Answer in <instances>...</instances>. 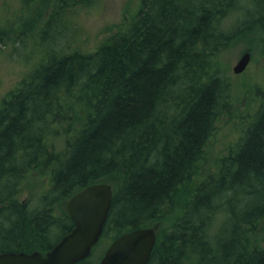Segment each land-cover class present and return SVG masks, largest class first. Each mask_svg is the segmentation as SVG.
Masks as SVG:
<instances>
[{
	"label": "trees",
	"instance_id": "obj_1",
	"mask_svg": "<svg viewBox=\"0 0 264 264\" xmlns=\"http://www.w3.org/2000/svg\"><path fill=\"white\" fill-rule=\"evenodd\" d=\"M94 1L54 0L40 30ZM262 1L253 29L264 34ZM240 9L239 0H141L94 50L76 44L75 29L74 44L55 42L0 104V253H47L74 227L65 202L106 182L114 198L103 235L77 264H99L102 241L163 220L148 264H264V89L216 170L185 188L233 105L221 56L247 34L245 21L228 27ZM9 32L0 21V44ZM45 177L37 203L22 199Z\"/></svg>",
	"mask_w": 264,
	"mask_h": 264
},
{
	"label": "rangeland",
	"instance_id": "obj_2",
	"mask_svg": "<svg viewBox=\"0 0 264 264\" xmlns=\"http://www.w3.org/2000/svg\"><path fill=\"white\" fill-rule=\"evenodd\" d=\"M31 1L0 0V21L10 30L5 42L0 44V104L22 80L27 78L40 59L55 48V42L66 44L71 40L73 44L75 43L73 29L77 30L76 37L80 36L76 44L84 49L94 50L111 31L116 29L117 25H120L126 17H134L141 7V0H95L75 16L66 19L60 17L55 23L56 26L52 25L42 32L40 27L44 25L50 14L54 0H41L32 4ZM262 6V0H239V8H241L239 13L229 19L230 29L241 21L249 23L245 28L247 34L236 38L233 45L221 56L222 68L230 77L234 87L233 105L230 113L223 115L217 123V130L206 146L205 159L198 164L191 183L185 187L188 193L192 192L210 172L216 170L218 161L241 136L242 128L247 124L244 120L248 121L258 106L257 92L259 89H264V34L261 28L254 30L253 27L255 21L262 15ZM65 28L67 36L62 37ZM249 50L252 54L249 66L243 73L235 74L234 66ZM47 181V177L38 183L33 180L31 182L33 184L28 187L22 199L32 202V195L44 190L46 186L43 183ZM182 197L186 196L179 195L178 202L181 205H183ZM66 202L63 206L65 209ZM34 203H37V200H34ZM174 212L175 215L171 216L172 220L180 216L179 208ZM169 213L170 209L167 208L166 214ZM164 225V220L156 223L157 231ZM109 244H111L109 239L100 243L93 261L99 259Z\"/></svg>",
	"mask_w": 264,
	"mask_h": 264
},
{
	"label": "water",
	"instance_id": "obj_3",
	"mask_svg": "<svg viewBox=\"0 0 264 264\" xmlns=\"http://www.w3.org/2000/svg\"><path fill=\"white\" fill-rule=\"evenodd\" d=\"M251 58L252 54L246 51L233 72L243 73ZM113 198L114 190L109 183L83 188L66 202V211L74 222L69 233L45 254L40 251L0 253V264H77L86 260L103 235ZM157 241L155 227L132 230L111 243L99 264H148Z\"/></svg>",
	"mask_w": 264,
	"mask_h": 264
},
{
	"label": "bare ground",
	"instance_id": "obj_4",
	"mask_svg": "<svg viewBox=\"0 0 264 264\" xmlns=\"http://www.w3.org/2000/svg\"><path fill=\"white\" fill-rule=\"evenodd\" d=\"M6 23H7V22H6ZM6 23H5V24H6ZM21 40H22V39H21ZM17 42H18V41H17ZM17 45H18V44H17ZM1 47H2V46H1ZM12 47H13V46H12ZM28 49H29V48H28ZM25 50H26V49H25ZM25 50H24V51H25ZM19 52H20V51H19ZM27 63H28V62H27ZM76 101H77V100H76ZM217 127H218V126H217ZM48 168H49V167H48ZM51 168H52V167H51ZM43 172H44V171H43ZM22 186H23V185H22ZM49 189H50V187H49ZM49 189H48V190H49ZM48 190H47V191H48ZM34 194H35V193H34ZM43 194H44V193H43ZM48 196H49V195H48ZM17 197H18V196H17ZM33 201H34V199H33ZM29 204H30V203H29ZM39 207H40V206H39Z\"/></svg>",
	"mask_w": 264,
	"mask_h": 264
}]
</instances>
